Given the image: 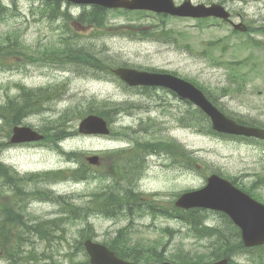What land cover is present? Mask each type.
I'll use <instances>...</instances> for the list:
<instances>
[{"label":"rangeland","instance_id":"rangeland-1","mask_svg":"<svg viewBox=\"0 0 264 264\" xmlns=\"http://www.w3.org/2000/svg\"><path fill=\"white\" fill-rule=\"evenodd\" d=\"M182 1L176 0L178 4ZM192 1L221 3L233 13L234 21L243 17V22L253 31L232 33L231 23L213 19L200 24V20L193 18L169 17L164 26V20L155 15L148 13L140 19L137 14H121L116 10L110 11L103 26L92 27L78 22L83 6L63 2L62 9H68L72 15L70 24H66L64 15L57 19L50 17L51 10L45 8L46 3L51 4L49 0H3L8 8L0 19V46L14 47L16 53L8 55L9 49H0V105L15 98L21 87L33 91L57 88L59 98L47 102L41 113L25 118L22 123L43 129L53 126L51 121H58L68 111L73 120L70 122V117L65 116V127L73 133L63 141V148L54 147L53 142L10 145L11 127L0 118V142H4L5 148L0 151V161L11 168L6 171L8 176L14 174L19 179L18 182L11 178L1 179V208L8 206L9 212L23 214L19 223L14 218L0 219V264H13L11 255L6 256L7 250L20 257L22 264L30 262L29 255L34 257L30 264H83L86 254L78 241L81 233L91 231V226L93 238L98 241H108L123 227L126 229L123 239L128 246L154 245L164 250L165 256L180 261L187 251L208 250L217 238L197 237L179 218L162 214L154 217L149 210L144 211L138 200L130 201L142 207L134 213V219L133 215L108 218L100 213L89 214L90 217L84 219L78 217L80 208L68 207L69 202L83 206L91 193L101 191L107 183L113 184L116 171L109 167L108 161L114 157L105 158L104 153L126 148L132 142V137L128 140L124 135H85L78 131L85 115L111 104L114 106V103L128 102L130 108L117 114L113 131L119 132L128 126L138 129L141 122L151 117L155 129L152 128V132L157 137L174 140L190 153L177 158L167 153L149 156L145 174L134 182L138 185L135 191L140 192L142 198L171 207L177 197L174 193L201 188L206 184V177L215 171L236 180L235 184L241 188L250 187L254 193H259L264 203V140L210 133L204 120L198 117L193 121L194 126L186 128L182 125V117L192 112L187 111L189 104L185 101L162 88L130 87L108 71L109 66L128 65L174 73L197 82L223 111L264 127V31H259V27L264 29V0ZM153 28L169 33L158 36L160 39L142 34L145 29ZM253 38L258 39L259 44L252 42ZM67 43L97 55L107 68L59 59L55 50ZM150 133L138 137L148 140L154 135ZM71 151H79L80 156L69 160L67 154ZM96 154L101 156V163L94 166L86 156ZM75 158L77 163L72 162ZM80 162L87 167L89 181L76 182L69 177L51 184L46 178L49 202H53L54 192L57 194L50 211H54L56 217H64L62 208L68 207L73 219L58 220L61 226L56 228L54 235L42 238L39 227L46 224L47 219L38 226L36 222L52 214L46 211V202L41 200L45 183L37 179L33 185L26 186L19 176L35 169L75 168ZM27 192L33 193L28 196ZM13 200L24 203L20 206ZM127 211L123 208L121 213ZM26 214L33 219L28 221ZM203 215L207 218L206 225L225 229L230 236L220 213L204 211ZM18 244L23 245L22 255L11 250ZM234 260L264 264V247L237 255ZM150 263L157 264V261Z\"/></svg>","mask_w":264,"mask_h":264},{"label":"trees","instance_id":"trees-1","mask_svg":"<svg viewBox=\"0 0 264 264\" xmlns=\"http://www.w3.org/2000/svg\"><path fill=\"white\" fill-rule=\"evenodd\" d=\"M51 4L47 5L45 8H49L51 12L56 16L58 14H63L66 17V20H69L72 18L68 10H62V1L61 0H50ZM7 7L3 4L2 0H0V19L3 17L4 13L6 12ZM121 12L128 13V14H139L141 11H123ZM144 12H141V15H143ZM109 14V11L101 8L99 6H94L93 9L89 11H83L79 16L78 20H80L83 24H91L92 27L95 26H103L105 24L106 16ZM160 19H163L164 22L167 20L162 15L158 16ZM56 18V17H54ZM166 32L164 31H158V29H145L142 34H145L147 36H151L157 39H160V37ZM235 32V31H234ZM169 33V32H166ZM215 42H211V44H214ZM212 46V45H211ZM1 48H7L12 51H9V55H12L16 53V49L11 46L4 47L3 45L0 46ZM55 53L60 55L59 59L63 60H71L75 62H85L86 65L88 64L90 67L93 68H99L105 70L107 68V64L100 59L97 55L91 53L90 51L84 50L83 48L76 49L71 43H67L64 47H57L55 50ZM83 57V58H82ZM68 58V59H67ZM84 63V64H85ZM87 65V66H88ZM112 67L109 66L108 71L110 72V69ZM149 90V87H145ZM32 94H35L32 95ZM45 93L42 92V94L39 96V94L36 93V91L23 89L20 97H23V101L21 99H12L8 103L4 105H0V116H2L6 123H8V126L11 127L13 124L18 123L21 121L22 118L25 116L31 114L32 112L39 111L42 109V105L40 103H36V97H44ZM209 96V95H208ZM210 97V96H209ZM210 99L217 104L211 97ZM112 105V104H111ZM219 106V104H217ZM222 108L221 106H219ZM108 108V109H107ZM130 108V105L128 102H121V103H114V106L102 108V110L96 111V113L106 117L109 121L111 119V116L117 115V111L121 110H127ZM189 112H192V114H189L188 117H185L183 115L182 117V124L186 127H192L194 125L193 121H196V118L198 117V120H204L206 124V129L210 131V133L222 135L218 132H216L211 125V122L209 118L203 113L199 108H195L191 103H189L188 110ZM225 111V110H224ZM116 112V113H115ZM226 112V111H225ZM68 111H66L57 121V127L53 129H49L48 131H44L46 134L45 140L53 141L55 144L59 146V142L61 140H64L68 134L66 132L65 127V121L64 117L68 116L71 119V115L69 116ZM227 113V112H226ZM230 115V114H229ZM232 116V115H231ZM237 121L245 124H250V122L241 119L239 117H235ZM193 118V119H192ZM8 120V121H7ZM154 122L151 117H149L146 120V124H150L147 131L150 132L152 126L154 124H151ZM127 133V132H125ZM118 134V132H116ZM235 137V136H232ZM244 138V137H243ZM2 144L0 143V150L2 148ZM185 151L184 148L178 145V143L174 140H157V138H151L148 140H137L136 144H133L131 147L127 149H123L118 152H107L108 157L115 156V160L109 162V167L116 170V176H113L115 178L113 184L109 185L107 184L102 188L101 191L95 193L93 195V198H91L89 201H87L83 206H74L72 203L69 202L68 207H75V209H81V212L78 214V217L86 218L89 214H92L96 210H103L106 212L112 209H118V212H121L120 210H123L124 212L127 211L125 214L126 216L131 217L133 212H139L142 207L144 208V211L147 209L142 207H137L130 201H140L139 195H136L133 189V186L135 185V181L142 175V169L144 167L145 162V156L148 155L150 152H156V151H169L173 153L180 152L182 156H186L189 154L188 151H185L182 153L181 151ZM116 153V154H115ZM78 156L80 155L79 152L70 153V156ZM190 158V156H189ZM192 160V159H190ZM86 170L87 167L83 162H80V165L72 170V174L77 178H84L86 176ZM5 171V165L0 161V182L2 183L1 179L4 176ZM63 172V171H61ZM122 178H124L127 186L125 184H122ZM264 181V178H263ZM236 183V180L234 181ZM245 191L250 193L252 196L260 199L261 196L259 193H254L250 187H244ZM260 197V198H259ZM67 207V208H68ZM151 209L155 211L156 213L159 212V206L152 205ZM69 210V209H68ZM169 209H165L162 207L163 212H167L166 215L172 216L176 215V217H181L184 220H187L189 224H191L195 230V235L199 238H204L206 236H209L210 238H214V241L211 242V244L207 247L208 250L204 251H196V253L191 254L190 252L186 254H182L181 257L183 261L178 260L177 258L173 257H167L165 256L164 250L157 249L154 245H146L141 243H136L134 245L128 246L125 242L123 230L121 229L119 231V234L117 233L114 238H110L106 243L110 246L111 249H113L120 257L125 259H131L135 261H139L141 259H145L150 263V261H157L161 262L164 259L169 260H176L183 263H199V262H207L212 260H217L220 258L227 257L229 259L228 264H248L243 262H238L234 260V257L240 254H243L245 252H249L253 249H248L244 246L242 240H241V234L240 229L234 225L232 220L225 214H220L223 216V221L226 224V229L230 231V236L227 235L225 232V229H222L220 227H206L203 225L202 220L197 217L196 212L197 210H191L190 212L181 211L175 207L171 208V211L168 212ZM70 215V212H69ZM38 226V224H36ZM61 223H46L42 224L39 228V232L41 233L42 238H47L49 234L54 235V231L57 227L60 228ZM90 227V225L88 226ZM90 232H83L81 233V238L78 241V245L80 248H82L85 251L84 248V240L86 238L93 237L92 234H94V231L92 230V226L90 227ZM126 229L124 230L125 234ZM232 237V238H231ZM26 245V244H25ZM264 246L256 247L254 248L259 249L263 248ZM23 248L22 244H18V246L11 247V250L17 252V254L22 255L21 249ZM86 254V260L83 264H89L88 262V255ZM9 255H11V260L13 264H22L21 258L16 257L13 253L9 252ZM28 257V255H26ZM25 256V257H26ZM30 262H32V259L34 257L32 255H29ZM24 262L23 264H30Z\"/></svg>","mask_w":264,"mask_h":264},{"label":"water","instance_id":"water-1","mask_svg":"<svg viewBox=\"0 0 264 264\" xmlns=\"http://www.w3.org/2000/svg\"><path fill=\"white\" fill-rule=\"evenodd\" d=\"M79 4H98L108 8L147 9L164 12L177 16L191 17H222L229 19L230 13L220 4L193 5L191 0H185L176 5L174 0H68ZM235 28L246 31L243 23L234 25ZM114 72L131 86H162L176 92L179 97L188 99L200 107L211 119L213 128L219 132L244 135L264 139V129L239 123L228 117L216 107L206 94L191 82L166 72H149L129 67H118ZM80 132L91 134H109L107 122L104 118L91 114L84 118L79 127ZM44 138L38 131L26 127L14 128L13 142L34 141ZM97 164L98 156L88 158ZM178 207L185 209L204 207L223 211L228 214L241 229L242 239L247 247L264 244V204L255 200L249 194L236 187L231 181L218 174L208 178L207 185L201 189L183 193L176 201ZM91 264H146L132 262L118 257L107 246L87 239L85 241ZM228 259L209 264H227ZM162 264H175L163 262Z\"/></svg>","mask_w":264,"mask_h":264},{"label":"flooded vegetation","instance_id":"flooded-vegetation-1","mask_svg":"<svg viewBox=\"0 0 264 264\" xmlns=\"http://www.w3.org/2000/svg\"><path fill=\"white\" fill-rule=\"evenodd\" d=\"M54 213L55 212L53 211L52 214H50V215H44L42 219L54 220L55 218H58L59 216L58 217L54 216ZM17 217L18 218H21V216H17ZM17 220H19V219H17Z\"/></svg>","mask_w":264,"mask_h":264},{"label":"bare ground","instance_id":"bare-ground-1","mask_svg":"<svg viewBox=\"0 0 264 264\" xmlns=\"http://www.w3.org/2000/svg\"><path fill=\"white\" fill-rule=\"evenodd\" d=\"M83 58V57H82ZM26 178H24V180H25Z\"/></svg>","mask_w":264,"mask_h":264}]
</instances>
